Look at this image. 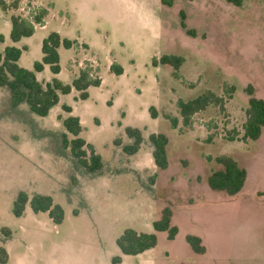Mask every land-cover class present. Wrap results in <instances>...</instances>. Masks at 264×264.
Returning <instances> with one entry per match:
<instances>
[{"label": "rangeland", "instance_id": "rangeland-1", "mask_svg": "<svg viewBox=\"0 0 264 264\" xmlns=\"http://www.w3.org/2000/svg\"><path fill=\"white\" fill-rule=\"evenodd\" d=\"M36 6L47 9L43 24L12 41L10 15L28 16ZM182 16L193 35L181 28ZM52 31L73 44L58 47L57 74L44 64L37 79L71 84L89 64L101 82L86 89L85 99L74 88L59 93L45 116L26 103L12 107L0 86V246L8 253L0 264H264V126L257 139H241L245 87L251 84L264 99V0H21L15 10L0 9V50L26 46L18 59L22 67L40 61L42 39ZM169 53L184 58L176 71L159 61ZM113 64L121 73L110 69ZM206 90L222 105L208 106L183 125L176 101ZM70 114L80 120L79 136L101 156L99 172H86L61 146V121ZM127 127L142 135L133 154L122 149L132 142ZM151 133L168 138L165 169L153 162ZM218 155L246 169L234 195L207 183L221 167ZM20 190L51 196L63 220L55 224L28 202L14 216ZM166 206L178 227L174 239L157 232L154 247L121 254L116 238L123 230L153 232ZM186 234L201 238L204 253L192 251ZM115 256L119 263L112 262Z\"/></svg>", "mask_w": 264, "mask_h": 264}, {"label": "trees", "instance_id": "trees-1", "mask_svg": "<svg viewBox=\"0 0 264 264\" xmlns=\"http://www.w3.org/2000/svg\"><path fill=\"white\" fill-rule=\"evenodd\" d=\"M165 2V0H161ZM235 5H240L242 0H226ZM21 5V0H0V9L2 11L15 10ZM47 9L42 6L32 7L28 16L20 14L10 15V39L18 41L22 37L30 36L36 25L43 24V18ZM180 26L189 35H193L194 31L186 27V23L181 17ZM2 37L0 36V41ZM73 42L68 38H61L58 32L52 31L41 42L42 56L40 61L33 63V69L22 67L18 63L22 48L14 45H7L0 50V86L7 88L9 92V103L12 107H16L20 103H26L29 109L39 115L45 116L50 108L58 102L59 93L66 94L72 88L79 91L80 99L87 98L86 89L90 85L98 86L101 82L99 76L94 72L89 64H85L79 71L78 76L71 84L62 83L56 77H52L51 81L40 82L35 72H39L44 64L49 66L51 73L57 74L60 71L58 47L62 45L65 48L71 47ZM184 58L176 54H162L159 61L162 64L171 66L175 71L179 69ZM110 69L115 73H121L118 65H111ZM234 87H230L233 90ZM248 94L247 107L245 109V120L243 122V134L241 139L255 140L259 137L262 127L264 126V99L254 95V88L251 84L245 87ZM222 98L216 93L206 90L202 94L188 100L178 99L176 106L181 117L182 124L187 126L191 123L192 116L198 112L204 111L211 105H222ZM62 109L70 113L71 108L62 105ZM151 114H155L153 107H150ZM171 127L177 125L175 117L166 116ZM62 125L65 132L61 134V146L67 149L72 158L80 164L88 173L99 172L103 163L101 156L95 152L93 146L79 136L81 131L80 120L75 115H68L62 119ZM125 132L128 137L132 138L130 144L122 146L123 151L133 154L139 150L142 141V135L139 129L127 127ZM68 134L71 138H68ZM151 143V155L155 166L159 169H165L168 165L166 146L168 138L162 133H151L148 136ZM214 161L221 167L212 170L207 177V183L210 188L215 190H223L230 195L238 193L244 185L246 179V169L241 167L235 159L229 155H218ZM29 203L32 211H46L55 224H59L63 220L62 207L54 203L51 196L33 193L29 196L26 192L20 190L12 203V213L14 216H21L24 212L26 203ZM172 211L166 206L161 210L160 216L153 221V232H139L133 228H126L116 238V244L121 254L136 255L156 245L157 232L165 231L168 239H174L178 232V227L171 223ZM6 235L10 234L8 229L3 230ZM192 251L202 254L205 251L201 238L193 234H186L184 237ZM8 260V253L4 247L0 246V263ZM120 256L112 258L113 263H119Z\"/></svg>", "mask_w": 264, "mask_h": 264}, {"label": "crops", "instance_id": "crops-1", "mask_svg": "<svg viewBox=\"0 0 264 264\" xmlns=\"http://www.w3.org/2000/svg\"><path fill=\"white\" fill-rule=\"evenodd\" d=\"M38 74V73H37ZM150 153V152H149Z\"/></svg>", "mask_w": 264, "mask_h": 264}]
</instances>
